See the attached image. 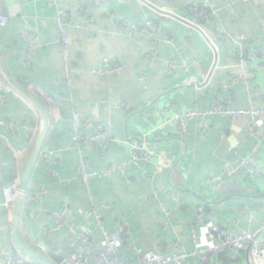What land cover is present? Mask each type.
<instances>
[{
	"label": "crops",
	"instance_id": "0c3cea01",
	"mask_svg": "<svg viewBox=\"0 0 264 264\" xmlns=\"http://www.w3.org/2000/svg\"><path fill=\"white\" fill-rule=\"evenodd\" d=\"M146 1L150 5L141 0H57V6L49 0H0V16L10 18L0 30L4 67L16 81L29 82L27 91L33 96L65 98L61 109L53 110L55 118L59 112L63 118L57 121L35 167L18 224L24 241L56 264L55 255L64 257L63 264H73L79 247L96 256L103 230L123 232L120 258L140 264L139 255L146 251L173 254L184 249L192 254L207 248L211 244L209 224L234 235L264 227V178L251 179L245 172L233 177L224 174L227 166L244 155L264 166V118L258 119L255 132H250L246 118L214 117L206 132L195 122L189 126L190 134L181 136L170 112L207 110L215 98L235 109H264L263 59L247 65L246 81L230 86V79L241 73L237 68L240 48H264V0ZM203 2L221 9L219 20L204 21L191 12V6ZM152 6L209 30L218 48V63L207 86L195 84L208 78L216 60L214 50L200 32ZM57 7L69 13L72 62L83 72L71 84L66 80L59 44ZM146 20L157 22L161 30L133 37L121 28V23L143 26ZM26 27L42 44L30 66L23 36ZM166 35L174 39V46L163 42ZM153 48L155 61L149 57ZM105 59L121 65L123 73L92 75ZM4 90L0 82V91ZM75 114L111 124L108 135L75 149L71 137ZM4 119L17 122L14 130L0 126V169L4 183L10 186L6 179L18 180V158L37 134L38 117L12 93L7 103L0 101V120ZM94 132L80 130L85 139ZM133 145L145 146L154 160L130 164L126 174L90 184L78 179L82 156L94 170H102L129 160ZM161 160L169 166L160 172ZM3 204L0 195L1 259L41 264L14 247L13 213ZM57 212L64 214L68 227L57 228ZM194 228L197 244L192 239ZM81 234L90 242H82ZM222 259V264H248L246 254L238 261L229 255ZM187 262L202 264L196 256ZM90 264L98 263L92 259Z\"/></svg>",
	"mask_w": 264,
	"mask_h": 264
},
{
	"label": "built area",
	"instance_id": "2783aa9c",
	"mask_svg": "<svg viewBox=\"0 0 264 264\" xmlns=\"http://www.w3.org/2000/svg\"><path fill=\"white\" fill-rule=\"evenodd\" d=\"M50 4L57 6V0H49ZM191 12L198 18L204 21L219 20L221 9L211 8L207 2L202 4H194L191 6ZM10 22L8 16H0V30L6 27ZM57 32L59 35V44L62 50L66 80L71 84L74 78L81 77L83 72L72 62V41L69 34L70 16L67 10L57 7L56 15ZM121 28L130 36H138L146 31H151L154 34L159 32L162 28L157 22L153 20H146L142 25H129L121 23ZM23 36L28 44L27 48V62L30 66L34 58L37 56L42 44L36 37L30 27L23 30ZM163 42L167 45L174 46V39L166 35ZM149 57L152 61L157 58L156 50L153 48L149 51ZM257 58L264 60V48H250L245 49L241 47L237 68L241 71L238 76L232 77L230 86L238 84L241 81H246L244 71L248 64L254 62ZM187 65V62H184ZM171 67V65H170ZM264 69V63H262ZM124 68L117 65L108 59H105L102 66L91 71L95 76H118L122 74ZM192 85V84H191ZM224 88H228L224 85ZM12 97V92L6 88L0 91V101L7 103ZM65 98L60 95L51 96L47 99L48 104L57 106L62 104ZM171 120L175 125L176 131L181 136L190 134L189 126L195 122H199L198 127L201 132H206L210 128L209 120L214 117L227 118L230 120L247 119L250 132H255L257 121L260 117L264 118V109H235L226 105L221 99L215 98L212 105L207 110H189L186 112H178L171 110ZM63 117L57 113L56 121ZM17 122L12 119L0 120V126L10 130H14ZM92 129L94 134L89 135L88 138H83L80 133L81 128ZM111 129V124L105 125L101 123L92 122L89 119H81L77 114L73 118V127L71 137L73 139L74 148L79 149L83 144L91 146L98 140H102L104 135H108ZM2 138L0 137V143ZM154 160L153 154L147 150L145 146L133 145L130 151V159L121 163H113L102 170H94L89 159L81 157L77 168L78 179L84 184H90L96 179H107L117 173L126 174L130 164L138 165L142 161L151 162ZM169 163L161 160L158 163V169L161 172L168 167ZM51 172L54 170L51 168ZM241 172H245L251 179L264 178V166L255 162L250 155H244L237 159L233 165L227 166L224 169V174L227 177H233ZM18 180L14 181L10 186H6L2 181V172L0 171V195L4 196V206L6 209L13 211L16 197H17ZM32 199L31 197H29ZM34 217V215H32ZM56 218L58 220L57 228L68 227V222L64 214L57 212ZM250 219H252L250 217ZM208 236L211 241L210 246L205 249H199L194 253L189 254L184 249L173 254H164L160 249L155 251H146L139 255L140 264H188V259L191 256L199 257L202 264H222V256L229 255L231 260L238 261L242 254H246L248 264H264V227L259 231L251 233L247 232L242 235H234L224 228L209 224L207 225ZM104 238L97 245V255H90L85 252L83 247H79L74 254L73 264H90L92 259H96L98 264H131L120 258V252L124 247L123 232L109 233L103 230ZM82 242L89 243V239L85 234H81ZM193 242L198 243V232L194 228L192 235ZM0 264H12V258L6 257L4 260L0 256Z\"/></svg>",
	"mask_w": 264,
	"mask_h": 264
},
{
	"label": "water",
	"instance_id": "95a60500",
	"mask_svg": "<svg viewBox=\"0 0 264 264\" xmlns=\"http://www.w3.org/2000/svg\"><path fill=\"white\" fill-rule=\"evenodd\" d=\"M144 3L150 5L146 0H141ZM159 13L164 14L169 17H173L181 22H184L185 24L189 25L190 27L194 28L198 32L201 33V35L205 38V40L209 43L211 48L215 52L216 60L214 63V66L209 73L208 78L203 82L202 84H195L199 87H205L208 85L212 74L217 66L218 63V48L213 41V39L210 37L209 30L203 26V25H197L193 22H190L186 19H183L177 15H174L170 12L160 10L154 6ZM0 82L8 88L13 94H15L17 97H19L21 100H23L37 115L38 117V131L36 136L33 138V140L30 142L27 149L19 156V178H18V186H17V197L14 209L12 211V227H13V243L14 247L21 252L22 254L26 255L27 259H33L41 264H56L52 262L48 256H46L44 253H42L41 250L38 248L28 244L24 241L21 232L19 230V213L21 209V202L23 198L26 196L28 192L29 183L31 181L33 172L35 170V167L37 166L41 154L43 152L49 131L51 126V121L49 114L46 110V108L31 94L27 91V87L29 85V82H18L16 81L6 70L4 67L2 61L0 60ZM57 258L58 264H63L65 262L64 257L62 256H54ZM24 262V260H21Z\"/></svg>",
	"mask_w": 264,
	"mask_h": 264
},
{
	"label": "trees",
	"instance_id": "16d2710c",
	"mask_svg": "<svg viewBox=\"0 0 264 264\" xmlns=\"http://www.w3.org/2000/svg\"><path fill=\"white\" fill-rule=\"evenodd\" d=\"M205 23V22H204ZM250 49V48H249ZM239 54V53H238ZM238 56V55H237ZM237 59H238V57H237ZM35 97V96H34ZM49 97H51V96H44V95H36V99L46 108V110H47V112H48V114H49V117H50V121H51V126H50V131H49V134H48V137L49 136H51L53 133H54V130H56V123H57V121H56V118H55V116H54V114H53V110L55 109L56 111L57 110H59V109H61V108H59L60 107V105H57V106H51L50 104H48V102H47V99L49 98ZM59 112V111H58ZM60 113V112H59ZM61 114V113H60ZM48 137H47V139H48ZM1 142H2V140H1ZM46 143H47V140H46ZM45 143V144H46ZM44 148H45V146H44ZM43 151H44V149H43ZM0 171H1V169H0ZM16 180V178L15 177H8L7 179H6V182H10V183H13L14 181ZM2 181H3V183H4V180H3V177H2ZM5 184V183H4ZM6 186H7V184H5ZM0 217H1V214H0ZM225 255H223L222 256V258L224 257ZM222 262H223V259H222Z\"/></svg>",
	"mask_w": 264,
	"mask_h": 264
},
{
	"label": "rangeland",
	"instance_id": "374dc122",
	"mask_svg": "<svg viewBox=\"0 0 264 264\" xmlns=\"http://www.w3.org/2000/svg\"><path fill=\"white\" fill-rule=\"evenodd\" d=\"M2 195V194H1ZM4 197V196H3ZM4 205V204H3ZM5 207V206H4ZM6 208V207H5Z\"/></svg>",
	"mask_w": 264,
	"mask_h": 264
}]
</instances>
